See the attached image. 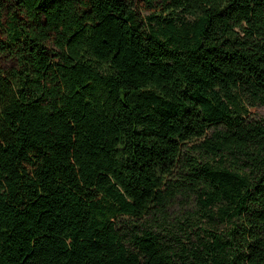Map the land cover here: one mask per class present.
Wrapping results in <instances>:
<instances>
[{"label":"trees","instance_id":"trees-1","mask_svg":"<svg viewBox=\"0 0 264 264\" xmlns=\"http://www.w3.org/2000/svg\"><path fill=\"white\" fill-rule=\"evenodd\" d=\"M0 34V264H264V0H0Z\"/></svg>","mask_w":264,"mask_h":264},{"label":"rangeland","instance_id":"rangeland-1","mask_svg":"<svg viewBox=\"0 0 264 264\" xmlns=\"http://www.w3.org/2000/svg\"><path fill=\"white\" fill-rule=\"evenodd\" d=\"M143 15H147L149 13L148 10L142 11ZM4 20V18L2 19ZM1 35V34H0ZM0 68L4 69L7 72L17 70V65L15 60L11 59L8 56H0ZM250 113L255 117H264V106H257L250 109Z\"/></svg>","mask_w":264,"mask_h":264}]
</instances>
